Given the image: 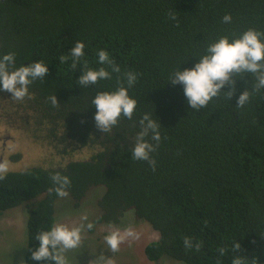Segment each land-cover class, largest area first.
<instances>
[{
  "label": "trees",
  "instance_id": "obj_1",
  "mask_svg": "<svg viewBox=\"0 0 264 264\" xmlns=\"http://www.w3.org/2000/svg\"><path fill=\"white\" fill-rule=\"evenodd\" d=\"M229 14L231 23H223ZM248 29L264 32V0H0V56L14 53L16 67L43 61L49 68L43 81L30 85V99L0 92V121L51 158L47 167L7 171L0 180V214L22 205L28 211L26 264H48L33 261L29 250L57 219L59 197L47 191L55 172L70 178L67 191L76 206L91 187H104L98 222L117 225L128 210L147 222L158 233L143 250L149 261L168 256L183 264H231L237 256L264 264V90L238 108L239 95L253 83L250 75L238 76L231 99L225 86L195 111L182 86L169 81L178 68L191 69L209 43ZM77 41L85 55L73 70L71 59L61 64L59 57ZM100 50L121 72L81 88L85 61L92 69L107 67L98 63ZM126 71L138 74L128 89L137 101L133 119L121 117L102 133L91 101L97 92L114 91ZM52 95L59 107L48 100ZM143 114L161 126L155 171L129 151ZM78 150L94 152L81 160L71 154ZM185 236L202 241L201 251L185 249ZM234 243H240L236 252Z\"/></svg>",
  "mask_w": 264,
  "mask_h": 264
},
{
  "label": "clouds",
  "instance_id": "obj_2",
  "mask_svg": "<svg viewBox=\"0 0 264 264\" xmlns=\"http://www.w3.org/2000/svg\"><path fill=\"white\" fill-rule=\"evenodd\" d=\"M168 16L171 20L177 19L171 11ZM231 20L230 14L222 18L223 23H231ZM177 26L179 25L177 24ZM84 49L85 44L82 41H77L70 49L69 55L59 57V62L64 64L71 59V68L76 69L85 55ZM97 56L98 63L107 67L102 66L98 70L92 69L87 66V61H85V68L77 80L81 88L95 85L101 80L111 79L112 73L119 74L121 72L120 66L109 57L107 51L100 50ZM15 59L14 53L0 56V92L10 93L11 98L15 101H23L26 97L31 98L29 95L30 85L37 79L43 81L49 73V68L43 61L16 67ZM108 68L111 69V72L108 71ZM244 75H250L253 83L251 90L246 89L239 95L238 108H243L253 94L264 90V32L248 29L239 37L232 39L228 36L219 37L215 42L207 45L205 54L199 57L198 62L191 69L180 71L178 68L170 75L169 81L174 86L181 85L190 108L200 111L206 108L213 98H218L221 89L225 86L230 89L225 95L231 99L235 93V77H244ZM137 79V73L126 71L123 73V78L118 80V87L114 91L97 92L92 99L91 103L96 109L95 125L102 133L111 132L121 117L130 121L133 119L137 101L129 96L128 89L135 85ZM48 100L53 107L60 106L56 95L49 96ZM157 121V119H153L152 114H143L138 121L140 131L137 132L134 144L129 149L133 160L147 162L153 171H155L156 160L152 157V153L157 151L161 141V126ZM7 171V164L0 162V180L4 179ZM50 180L53 186L48 188V194L54 193L59 197L55 203L64 198L70 203L73 210L75 202L73 203L71 200H75L68 195L67 191L71 186L70 178L60 172H55L50 175ZM39 198H35L33 202ZM26 215L28 218V211ZM87 219V215H83L78 225L69 226L66 223L55 222L50 230L39 231L34 237L39 246L35 250H29L31 259L37 262L47 261L48 264H69L66 254L81 246L82 233L85 229L91 230L94 227L93 223H85ZM109 228V233L103 239L107 250L112 254L119 252L121 244L125 241L140 238L139 233L130 226L123 230L113 225H110ZM183 245L185 249H194L196 252H200L203 248L202 241H194L188 236L183 237ZM239 249L240 243H234L233 252ZM217 251L223 257L226 249L220 247ZM19 264H26V261L21 259ZM89 264H115V261L113 255L109 259L104 254H100ZM231 264H248V262L246 258L234 256ZM253 264L256 262L253 261Z\"/></svg>",
  "mask_w": 264,
  "mask_h": 264
},
{
  "label": "rangeland",
  "instance_id": "obj_3",
  "mask_svg": "<svg viewBox=\"0 0 264 264\" xmlns=\"http://www.w3.org/2000/svg\"><path fill=\"white\" fill-rule=\"evenodd\" d=\"M0 105V109L4 107L3 104ZM1 118L2 116L0 120ZM7 133L9 134L7 135ZM15 136L20 140L15 139ZM28 140H30V137L27 134L20 135L16 130L0 121V162L6 163L8 170L19 171L29 166L47 167V163L51 162L50 157L43 156L44 153L40 152L36 146L30 145ZM85 152L86 150H78L76 158H84ZM11 156L15 157L16 162L9 161ZM103 189H91L81 205L74 206L73 210H71L68 203L63 205L60 200L56 202L55 213L57 212L58 215L54 223L62 222L74 226L81 222L83 215H87L89 221L98 217L100 212L98 211L97 200L101 197ZM26 214L27 209L23 205L0 214V264H19L21 259L24 260L27 250ZM129 226L139 233L140 238L125 241L121 244L119 252L115 254L107 250L105 242H97V235L102 233L107 235L110 231L109 227H102L100 230L95 231V234L91 233L90 235H86L84 231L81 246L66 254L69 264H89L91 260L100 254H104L109 259L113 255L115 264H183L181 261L168 256H163L158 261H149L143 250L148 242L158 239V233L147 222L138 220L133 215L132 210H128L126 216L116 227L123 230ZM91 236H95V239Z\"/></svg>",
  "mask_w": 264,
  "mask_h": 264
},
{
  "label": "flooded vegetation",
  "instance_id": "obj_4",
  "mask_svg": "<svg viewBox=\"0 0 264 264\" xmlns=\"http://www.w3.org/2000/svg\"><path fill=\"white\" fill-rule=\"evenodd\" d=\"M76 152L77 151H74L73 153H71L72 154V156H75V157H77L76 156ZM94 151H90V152H88V153H86L85 152V157L84 158H82V157H79L78 159H81V160H83V159H88L89 157H90V155H92V153H93ZM8 171H14V170H8ZM92 188V187H91ZM91 188L88 190V191H86V195H87V193L91 190ZM85 195V196H86ZM85 198V197H84ZM83 198V199H84ZM82 199V200H83ZM81 200V201H82ZM73 203L75 202V201H73V200H71ZM97 202H98V200H97ZM75 206H76V204H75ZM77 207V206H76ZM98 211L100 212V214H101V211H100V209H98ZM100 214H99V216H100ZM98 216V217H99ZM98 217H96V218H93L91 221H89L90 219H87V221H86V223H93L94 224V227L91 229V230H87V229H85V232H86V235H90L91 233L92 234H95L96 232L95 231H98V230H100L102 227H109L110 225H113V226H117V225H114V224H110V223H106L105 221H100V222H98L96 219L98 218ZM107 234V233H106ZM104 236H105V233H102L101 235H97V242H104ZM91 237H93L94 239H95V236H91Z\"/></svg>",
  "mask_w": 264,
  "mask_h": 264
},
{
  "label": "water",
  "instance_id": "obj_5",
  "mask_svg": "<svg viewBox=\"0 0 264 264\" xmlns=\"http://www.w3.org/2000/svg\"><path fill=\"white\" fill-rule=\"evenodd\" d=\"M97 188H101V189H103L104 187H103V186H95L94 189H97ZM60 201L63 203V205H64L65 203H68L69 206H70V203H69L67 200H65L64 198H63L62 200H60ZM70 208H72V207H70ZM55 209H56V203H55ZM71 210H72V209H71Z\"/></svg>",
  "mask_w": 264,
  "mask_h": 264
}]
</instances>
